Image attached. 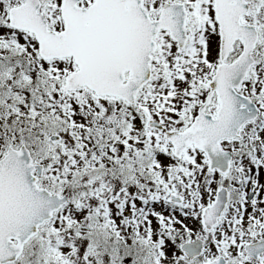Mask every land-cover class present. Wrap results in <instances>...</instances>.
Here are the masks:
<instances>
[{
    "label": "rangeland",
    "instance_id": "rangeland-1",
    "mask_svg": "<svg viewBox=\"0 0 264 264\" xmlns=\"http://www.w3.org/2000/svg\"><path fill=\"white\" fill-rule=\"evenodd\" d=\"M21 1L0 0V158L8 146L28 144L35 161L46 165L42 186L71 200L30 241L18 264H202L221 254L228 264H264V256L254 261L244 254L245 243L264 238V0H249L252 11L243 19L257 26L261 48L239 89L257 102L260 114L242 128L240 139L222 143L234 154L226 176L210 172L205 154L194 147L175 158L171 143L147 122L154 118L182 130L205 100L219 64L209 0H181L190 14L189 45L179 49L159 34L151 83L134 106L99 98L87 86L63 91L77 64L41 58L35 36L9 26L8 11ZM166 1L146 0L154 15ZM42 2L50 27L62 30L61 0ZM241 49L236 45L228 61ZM218 106L213 100L208 111L215 114ZM52 134L61 140L51 142ZM223 184L230 203L208 231L201 214ZM171 193L185 203L171 206ZM197 237L206 240L205 250L188 260L180 246Z\"/></svg>",
    "mask_w": 264,
    "mask_h": 264
},
{
    "label": "water",
    "instance_id": "water-1",
    "mask_svg": "<svg viewBox=\"0 0 264 264\" xmlns=\"http://www.w3.org/2000/svg\"><path fill=\"white\" fill-rule=\"evenodd\" d=\"M80 0H63L61 4L65 29L56 32L42 12L40 0H24L10 10V25L35 33L42 57L73 56L79 70L66 79L63 90H76L87 85L98 95L118 96L135 103L137 94L151 80L152 53L156 50L155 36L161 29H169L180 47L185 46L184 8L167 7L158 21H151L142 0H95L87 8L78 6ZM217 17L221 23V63L208 83L210 92L199 108L194 122L184 131L169 130L154 119L149 126L164 131L174 145L175 155L191 145L205 152L210 171L227 174L233 153L221 147L225 139L240 138V130L258 117L259 110L251 98L243 96L240 88L254 63L252 56L257 41L253 27L241 25V15L249 11L245 0H216ZM237 39L244 48L232 63H226ZM128 72V78L126 73ZM216 94L219 109L216 116L206 112ZM52 141L60 137L53 135ZM44 165L33 163L25 146L10 148L0 160V264L16 261L27 243L55 211L68 202V196L53 194L37 185ZM254 196L253 188L250 199ZM170 201L182 203L183 198L172 194ZM229 202L225 186L218 189L216 198L202 214L203 226L211 230L219 221ZM204 241L197 239L181 246L188 259L199 256ZM247 256L259 257L264 252V240L245 245ZM204 264H226L223 256Z\"/></svg>",
    "mask_w": 264,
    "mask_h": 264
},
{
    "label": "flooded vegetation",
    "instance_id": "flooded-vegetation-1",
    "mask_svg": "<svg viewBox=\"0 0 264 264\" xmlns=\"http://www.w3.org/2000/svg\"><path fill=\"white\" fill-rule=\"evenodd\" d=\"M177 1H181V0H167L166 2H177ZM144 3H145V6L147 7V9H148V11L150 13V16L153 17V18H155V19H157L160 16V14H161L162 7H161V9L159 11L155 12V15H154L152 6H150V4H147L146 0H144ZM212 11H213V15H214V10H212ZM164 33L165 34H169L167 32H162L161 34H164ZM237 44H239V43H237ZM260 48H261L260 43H258V45H257V52L260 50ZM260 258H262V257H260ZM260 258L258 260H260ZM258 260H254V261H258Z\"/></svg>",
    "mask_w": 264,
    "mask_h": 264
}]
</instances>
